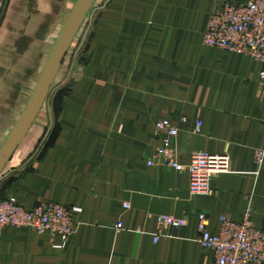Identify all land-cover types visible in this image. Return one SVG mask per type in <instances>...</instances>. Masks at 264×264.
I'll list each match as a JSON object with an SVG mask.
<instances>
[{
  "label": "crops",
  "instance_id": "1",
  "mask_svg": "<svg viewBox=\"0 0 264 264\" xmlns=\"http://www.w3.org/2000/svg\"><path fill=\"white\" fill-rule=\"evenodd\" d=\"M80 1L7 0L0 154L33 110ZM223 1L249 0H88L45 102L0 173V200L83 212L63 250L58 235L6 227L0 264H214L198 239L199 214L217 234L222 216L240 222L251 207L264 230V159L255 158L264 150V62L204 43ZM160 121L178 128V163L196 151L226 153L229 171L193 193L187 170L149 165ZM160 215L187 223L164 227L155 242Z\"/></svg>",
  "mask_w": 264,
  "mask_h": 264
},
{
  "label": "built area",
  "instance_id": "2",
  "mask_svg": "<svg viewBox=\"0 0 264 264\" xmlns=\"http://www.w3.org/2000/svg\"><path fill=\"white\" fill-rule=\"evenodd\" d=\"M7 0H0V18ZM204 43L211 47L243 54L264 62V0H249L243 3L223 1L211 11ZM264 84V72L260 75ZM198 124L197 130H199ZM158 134L164 133L161 145L147 163L163 164L176 170H187L190 174V191L205 193L211 188V181L217 175L229 171L231 158L226 153L194 152L190 163L185 166L175 159L173 143L179 134L178 128L168 121L156 124ZM257 162L264 159V150L255 151ZM128 208L129 204H125ZM83 208L65 206L48 201L26 209L14 197L0 200V236L8 226L31 227L39 233L49 232L61 238L54 242L57 249H66L77 230L79 215ZM253 211L248 207L242 221L221 217V228L217 234L209 229L206 214L198 216L199 242L214 252V264H264V230L253 222ZM187 221L171 215L158 217L157 242L166 226L182 227ZM119 222L117 229L122 228Z\"/></svg>",
  "mask_w": 264,
  "mask_h": 264
},
{
  "label": "water",
  "instance_id": "3",
  "mask_svg": "<svg viewBox=\"0 0 264 264\" xmlns=\"http://www.w3.org/2000/svg\"><path fill=\"white\" fill-rule=\"evenodd\" d=\"M87 8H88V0H81L79 7H78V10H77L72 22H71L70 28H69V30H68L65 38H64V41L53 57V64H52L51 69H50V71H49V73L45 79V83L43 85V88H42L39 96H38V99L36 101V104H35L33 110L30 112L29 116L26 118L25 122L23 123V125H22L21 129L19 130V132L17 133V135L13 138V141L11 142L10 146H8L6 148V150H4L0 154V173L2 172V170L6 166L7 162L9 161L11 156L13 155L17 146L20 144V142L22 141V139L26 135V133L29 130V128L31 127L33 121L37 117L41 106L45 102L47 95H48V92H49V89H50V86H51V83H52V80H53V77L55 75V72L57 71V69H58V67L62 61V58H63L64 54L66 53L73 36L75 35V32L77 30L78 25L80 24L81 20L84 18V15L87 11Z\"/></svg>",
  "mask_w": 264,
  "mask_h": 264
}]
</instances>
